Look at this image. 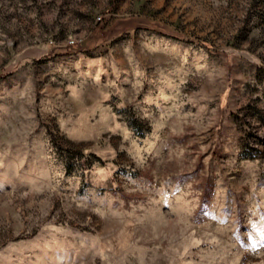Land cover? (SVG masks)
I'll return each mask as SVG.
<instances>
[{
	"label": "rangeland",
	"instance_id": "1",
	"mask_svg": "<svg viewBox=\"0 0 264 264\" xmlns=\"http://www.w3.org/2000/svg\"><path fill=\"white\" fill-rule=\"evenodd\" d=\"M0 264H264V0H0Z\"/></svg>",
	"mask_w": 264,
	"mask_h": 264
},
{
	"label": "built area",
	"instance_id": "2",
	"mask_svg": "<svg viewBox=\"0 0 264 264\" xmlns=\"http://www.w3.org/2000/svg\"><path fill=\"white\" fill-rule=\"evenodd\" d=\"M68 44L69 45H73L74 44V41H70Z\"/></svg>",
	"mask_w": 264,
	"mask_h": 264
},
{
	"label": "trees",
	"instance_id": "3",
	"mask_svg": "<svg viewBox=\"0 0 264 264\" xmlns=\"http://www.w3.org/2000/svg\"><path fill=\"white\" fill-rule=\"evenodd\" d=\"M95 161L97 160L98 161V159H94Z\"/></svg>",
	"mask_w": 264,
	"mask_h": 264
}]
</instances>
